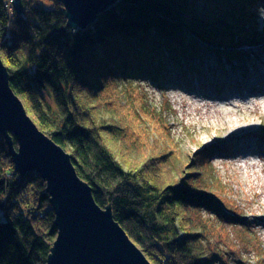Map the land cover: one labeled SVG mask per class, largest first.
<instances>
[{"label":"trees","instance_id":"obj_1","mask_svg":"<svg viewBox=\"0 0 264 264\" xmlns=\"http://www.w3.org/2000/svg\"><path fill=\"white\" fill-rule=\"evenodd\" d=\"M197 2L118 0L91 24L73 29L58 0H22L20 13L0 0V59L11 90L40 131L71 154L96 203L111 208L151 264H212L204 232L189 226L187 210L200 207L219 215L233 210L193 179L201 172L160 176L157 155L143 161L125 156L123 149L138 153L137 132L115 116L123 117L124 105L105 99L113 107L102 115L92 98L123 95L135 78L160 82L181 68L194 72L191 62L203 49L193 33L215 45L207 49L222 64L238 57V47L262 41L220 35L197 15ZM44 92L55 110L43 102ZM44 182L36 171L18 174L0 134V264H46L57 228Z\"/></svg>","mask_w":264,"mask_h":264},{"label":"rangeland","instance_id":"obj_2","mask_svg":"<svg viewBox=\"0 0 264 264\" xmlns=\"http://www.w3.org/2000/svg\"><path fill=\"white\" fill-rule=\"evenodd\" d=\"M5 6L12 8L10 0ZM194 7L197 15L220 35L234 32L240 40L256 36L262 41L238 47V57L222 64L218 55L207 49L215 45L193 33L203 49V55L191 62L197 71L184 73L181 68L174 78L160 82L149 76L135 78L123 95L104 93L92 98V103L102 115L108 114L110 105L103 104L105 99L124 105L125 109L119 108L123 117L118 113L115 116L121 117L130 131L137 132L138 153L129 154L123 149L125 156L134 155L143 161L150 153L157 155L160 176L167 171V175L189 178L191 171L201 172L193 179L216 194L224 208L236 212L219 215L200 207L187 210L189 226L204 232L202 239L212 264H264V199L258 195L264 191V171L258 166L264 168V103L252 105L250 100L255 94L263 96L264 102V78L255 91L247 82L259 76V66L264 61V0H198ZM230 68L246 69L242 71L245 76L233 83L224 81L222 77ZM212 73L213 77L208 76ZM208 84L216 85L217 90ZM205 91L222 95L232 92L231 100L245 101L235 107L227 104L222 95L201 100ZM240 92L244 95L240 96ZM42 99L55 110L47 93ZM197 99L199 103L195 104ZM233 120L239 121L238 126H232ZM250 161L256 163L254 168Z\"/></svg>","mask_w":264,"mask_h":264},{"label":"water","instance_id":"obj_3","mask_svg":"<svg viewBox=\"0 0 264 264\" xmlns=\"http://www.w3.org/2000/svg\"><path fill=\"white\" fill-rule=\"evenodd\" d=\"M58 1L67 25L73 29L86 27L118 2ZM11 3L17 13L22 11V0ZM6 68L0 59V134L18 174L36 171L45 180L57 228L46 264H151L114 219L111 208L96 203L91 186L78 175L71 154L40 131L11 90Z\"/></svg>","mask_w":264,"mask_h":264},{"label":"bare ground","instance_id":"obj_4","mask_svg":"<svg viewBox=\"0 0 264 264\" xmlns=\"http://www.w3.org/2000/svg\"><path fill=\"white\" fill-rule=\"evenodd\" d=\"M260 68H259V70H258V74H259V76H255V77H253L254 79H249L248 78V81L247 82H249V84H251L252 85V87L254 88V89H252V90H254L255 91V87H258V85L263 81V78H264V71L263 70H261V69H264V61L263 62H261V65L259 66ZM243 70H246V69H243V68H237V69H234L233 70V68H230V70H227L228 71V73H226V74H228V75H226V76H223L222 78H224V81H228L229 83H233L236 79H238L239 78V76H241V77H244L245 75V72H242ZM210 72H212V71H210ZM210 75H212V77H213V75H214V73H212V74H209L208 76H210ZM218 76H220V74H217L216 75V77H218ZM226 79V80H225ZM248 84V83H247ZM208 86H210V87H212L213 86V88L215 89V90H217L216 88H217V86L216 85H209L208 84ZM195 90V89H194ZM219 91V90H218ZM263 91V90H262ZM231 93L232 92H227V93H225V94H220V92H216V93H214V92H209V91H205V92H202V94L204 95H202V99L201 100H208V97H210L211 95H214V96H225L224 97V99L227 101V104L229 103L230 105H232V106H238V103L239 102H242V101H245V100H243V99H240V101H234V100H231V99H233L234 97L233 96H230L231 95ZM233 94V93H232ZM257 94V93H256ZM240 96L241 95H244V93H241L240 92V94H239ZM238 95V96H239ZM254 96L255 97H253V98H251L250 100L252 101L251 102V104L252 105H256V104H263L264 102H261V101H263V96H259V95H255L254 94ZM256 96H258V97H256ZM238 99V98H237ZM239 100V99H238ZM208 102V101H207ZM206 102V103H207ZM197 103H199L198 102V99H197V101L195 102V104H197ZM202 105H204V104H202ZM207 106H209V105H207ZM237 124H239V121H236V120H233L232 121V126H238ZM231 125V124H230ZM246 158V156L244 157V159ZM247 159V158H246ZM244 162H246L245 160H244ZM249 165H251L250 167H255V165H256V163L255 162H252V161H250L249 162ZM258 166L260 167V170L261 171H264V168H263V165H259L258 164ZM245 167H248L247 165H245ZM258 195L260 196V197H262L263 199H264V191H259V193H258Z\"/></svg>","mask_w":264,"mask_h":264},{"label":"clouds","instance_id":"obj_5","mask_svg":"<svg viewBox=\"0 0 264 264\" xmlns=\"http://www.w3.org/2000/svg\"><path fill=\"white\" fill-rule=\"evenodd\" d=\"M10 2H14V0H10ZM10 11H12V10L10 9Z\"/></svg>","mask_w":264,"mask_h":264}]
</instances>
